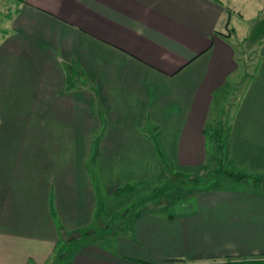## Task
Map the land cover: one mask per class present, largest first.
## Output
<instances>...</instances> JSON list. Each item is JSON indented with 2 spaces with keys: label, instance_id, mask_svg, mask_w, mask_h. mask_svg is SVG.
Segmentation results:
<instances>
[{
  "label": "crops",
  "instance_id": "0c3cea01",
  "mask_svg": "<svg viewBox=\"0 0 264 264\" xmlns=\"http://www.w3.org/2000/svg\"><path fill=\"white\" fill-rule=\"evenodd\" d=\"M12 1L0 28V264H55L59 241L96 217L100 186L202 165L215 94L234 84L226 161L264 177V0ZM237 43L257 45L243 81ZM189 196L176 211H134L110 246L79 243L64 264H264L241 262L264 259V188Z\"/></svg>",
  "mask_w": 264,
  "mask_h": 264
},
{
  "label": "rangeland",
  "instance_id": "374dc122",
  "mask_svg": "<svg viewBox=\"0 0 264 264\" xmlns=\"http://www.w3.org/2000/svg\"><path fill=\"white\" fill-rule=\"evenodd\" d=\"M15 6V1L0 0V28L5 26L8 14L11 16L14 13ZM236 46L237 48H240L239 53L242 55V59L239 61H242V64H245V68H241L238 74L239 76L236 77L240 78L242 73L244 74L246 71V68L250 72L253 70V66L257 60L256 57L258 52L256 44H253L249 47H239L237 43ZM71 77L76 78V75H72ZM239 86L240 85L238 84H234L233 89L225 88L227 91L225 90V92H219L215 94L211 108V117L213 116V113L216 114V118L219 116V122L216 121L217 124H215L216 128L214 131L209 127L207 128V154L206 160L202 165L188 166L185 169H179L164 164L160 174L147 179L130 181L128 182V185L124 184L114 194L105 193L100 186L101 190H99L102 191L101 195L99 194V191H97V199L99 204V206L97 204L98 213L89 226L91 228L90 230L94 229V232L86 230L84 232V234H86L82 235L84 237H77V241H69V238L74 237L75 234L71 233L65 235V244H63L64 241H59V243L63 244L61 251L65 252L62 254L63 259H60L59 262L55 259L56 257H54L55 264H64V262L69 258L73 248L79 243H86L96 239V242L103 247L110 246V243L113 240V237H110V234L115 231L114 229L116 228L120 231L121 229H124V227L130 222L132 213L136 210L145 207L149 209L151 207L158 208L165 204H170V207L173 209V211L175 208L183 209L182 207L185 205V202L189 200L188 198H193L189 195H193L195 191L202 187V185L205 187V185L214 183L216 181L228 184L229 181L222 177L219 172H217V157L219 153L216 151L217 142L215 140L218 138L220 140L224 139L226 141V132L223 127L226 125V119L231 117L233 109L238 103L237 101L235 106L233 105V103L236 102L234 96L238 97L240 94H242V92H240L242 87L240 88ZM211 122L213 123V121ZM223 158L221 159L223 165L232 168L226 159ZM240 171L247 172L245 170ZM90 172L91 183L93 187L97 185L99 186V179L94 174V171ZM195 176H199L200 180L195 181L193 179ZM194 182H200V184L194 185ZM259 184L262 185L259 186ZM228 186L237 188H264V179L261 182L259 181L253 183H246L245 181H231Z\"/></svg>",
  "mask_w": 264,
  "mask_h": 264
},
{
  "label": "trees",
  "instance_id": "16d2710c",
  "mask_svg": "<svg viewBox=\"0 0 264 264\" xmlns=\"http://www.w3.org/2000/svg\"><path fill=\"white\" fill-rule=\"evenodd\" d=\"M249 77H251V75L246 69V71L243 74V77L241 78V81L246 80ZM215 141L217 142L216 151H217V153H219V155L217 157V160H218L217 161V163H218L217 164V172H219L222 177H224L226 180H228L229 183H231V181H245L246 183H253V182H259V181L261 182L264 179V177H262L261 175H256V174H252V173H248V172H244V171H240V170H235V169H232L230 167H226L225 165H223V162H222L221 159L223 157L226 159V141L224 139L220 140L218 138H216ZM193 179L195 181H199L200 180L199 176H195ZM229 183L228 184H224V183H220V182L216 181L214 183L205 185V187L202 185V187L200 186L201 188H199V189H207V188H215V187H226V186L229 185ZM199 184H200V182H194V185H199ZM187 201L185 202V204L188 203ZM182 208H184V206ZM174 211H176V210H174ZM99 217H100V215H99ZM90 229L91 228L89 227V228H87L85 230H77V231L72 232L73 234H75V236L69 238V241H74V240L77 241L78 240L77 237H81V238L84 237L82 235L86 234V233L84 234V232L86 230L94 232L93 231L94 229L93 230H90ZM116 229H114V230H116ZM60 241H64L63 244H65V240H60ZM63 244L59 243V245H57V247L55 249V257H56L55 259L58 260L59 262H60V259H63L62 258V254L65 253V252L61 251ZM259 261H264V259L263 258H255V259H250V260H241V262H259Z\"/></svg>",
  "mask_w": 264,
  "mask_h": 264
}]
</instances>
